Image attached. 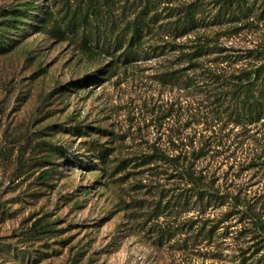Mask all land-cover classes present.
<instances>
[{
	"label": "rangeland",
	"instance_id": "374dc122",
	"mask_svg": "<svg viewBox=\"0 0 264 264\" xmlns=\"http://www.w3.org/2000/svg\"><path fill=\"white\" fill-rule=\"evenodd\" d=\"M30 1L9 33L18 44L0 54V264H239L242 250L252 254L257 239L240 212L223 215L250 204L264 220V119L239 124L222 91L261 63L237 55L264 46V15L222 19L223 0H0V8ZM191 3L208 26L148 35L149 54L129 63L82 50L62 17L77 8L94 28L99 8L110 37V14L132 18L147 4L165 23ZM199 41L226 51L190 59ZM151 45L164 48L151 54ZM189 164L225 204L186 203ZM40 217L55 230L32 239Z\"/></svg>",
	"mask_w": 264,
	"mask_h": 264
},
{
	"label": "trees",
	"instance_id": "16d2710c",
	"mask_svg": "<svg viewBox=\"0 0 264 264\" xmlns=\"http://www.w3.org/2000/svg\"><path fill=\"white\" fill-rule=\"evenodd\" d=\"M257 0H223L221 7L219 8L218 15L220 18H225V14L234 15V18L239 19V14L255 15L258 12L262 16L264 15V0L260 4H256ZM33 7V2L23 3L17 5H11L8 7L0 8V54H5L10 51L13 47L18 44V39L9 36L10 31L18 28L20 21L26 19L28 13ZM92 14L95 15L94 19L97 21L94 28L89 26V21L80 13L79 9L74 8L70 11L67 8L62 17L65 20V32L69 35H80L81 43L80 48L82 50H88L92 54H107L120 60L122 63H129L138 60L141 52L145 54L147 50L145 43L148 35L157 34L158 32L170 33L174 36H181L201 26H208L210 22H206L201 16L196 18V9L191 3L183 7L182 10H177L173 16H177L174 20L165 23H159V14L157 12L149 15L151 9L147 6L141 7L140 10L132 17H120L116 18L115 15L111 16L108 26V35H103L102 29H99L98 22L103 18V14L100 9L93 7ZM223 8V12H220ZM97 11V12H96ZM50 12V10H49ZM200 12V11H197ZM223 23V21H213L216 23ZM106 30V29H105ZM169 47H173V44H167ZM192 53H186V56H190V59L199 57L205 54L213 52H224L226 48L219 46L216 43L209 45L205 41H199L194 46ZM164 46L151 45L150 50L155 53L156 50L163 49ZM162 52V51H161ZM144 54V56H146ZM151 57V55H147ZM227 56V55H226ZM246 56L252 57L253 59L260 60L261 63L257 66L249 69L241 70L237 75H232L233 81L231 87L228 90L222 91L224 98L228 99L230 104L227 102L226 109H229V115L233 116L235 121L239 124H254L264 119V46L257 49L248 50V55L240 54L237 57L244 58ZM196 64V63H193ZM169 73V72H168ZM173 71L169 74L173 75ZM167 74V73H165ZM90 82L98 83V77L92 78ZM225 98V99H226ZM153 155L165 157L172 164L178 165L179 157L176 155L172 159L165 156V153L159 151ZM147 157V156H145ZM151 157L148 156V161ZM191 164L186 169H182L184 176L189 180L191 195L184 197L186 203L190 202L199 206H210L213 204L223 205L226 200H223L224 195H220L216 192L210 191L208 188L200 185V177L195 175ZM181 174V172H180ZM225 198V197H224ZM193 199V200H192ZM233 207L238 206V200L236 196H233ZM231 209L223 216L225 220L226 216L231 213H239L242 220H245L252 230V238L257 239L251 246H255L252 254L246 255L247 249L242 250L240 255L239 264H248L247 260L253 257V255L259 253L263 249L264 242V220L261 219L260 215L255 212L254 208L250 204H247L241 211ZM52 223L44 220L43 217L36 219L28 228V236L32 239L41 240L44 236L50 235L55 229H51ZM204 227L202 226L201 229ZM216 225L210 226L207 229L206 236L211 235L215 231ZM249 249V247H248ZM264 262V253L259 255L255 262ZM264 264V263H263Z\"/></svg>",
	"mask_w": 264,
	"mask_h": 264
}]
</instances>
